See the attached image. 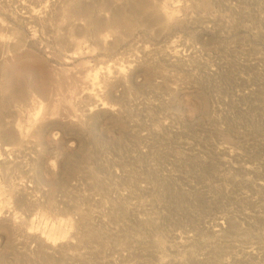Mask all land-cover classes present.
I'll return each mask as SVG.
<instances>
[{"label":"rangeland","instance_id":"1","mask_svg":"<svg viewBox=\"0 0 264 264\" xmlns=\"http://www.w3.org/2000/svg\"><path fill=\"white\" fill-rule=\"evenodd\" d=\"M1 1L17 28L18 8ZM151 3L167 16L151 21ZM95 6L123 22L110 50L75 34L68 63V42L47 48L28 31L42 66L25 46L0 63V264H264V0ZM104 60L131 67L123 87L97 91L113 108L97 122L80 75ZM7 121L31 134L12 165ZM39 123L55 126L40 137ZM57 219L68 233L53 247L39 233Z\"/></svg>","mask_w":264,"mask_h":264},{"label":"bare ground","instance_id":"2","mask_svg":"<svg viewBox=\"0 0 264 264\" xmlns=\"http://www.w3.org/2000/svg\"><path fill=\"white\" fill-rule=\"evenodd\" d=\"M97 1L98 0H13V3L15 4V7L18 8V10H16L17 12H14V14L12 12L11 13L12 18L18 24V27H12L8 24L5 18H0V63L5 54L19 53L25 46L26 52L23 53V56L33 60L37 65L42 66L48 56L38 55L37 51L33 49L32 46L28 49L27 45L22 43L23 35L28 31L34 38L40 37L38 38L40 44L47 48H50L52 46H59L64 40L68 42L67 44L69 46L66 47L67 49H63H66V52L64 51L65 55L63 56V61L68 63L71 62L73 58L81 55L80 47L82 41L77 40L78 38L74 37L75 34V36H81V38L79 37L80 40H82V37L84 39V37H87L89 35L95 42L93 45L98 43L99 47H101L100 49L97 45V49L101 51L104 50V52L105 50H110L111 46L110 43H108V35L115 33L118 23L122 20L119 21L117 18L106 17L105 11L102 9V7L95 6ZM166 1H168V3L170 4L174 3V0ZM0 5L3 6L1 0ZM141 7L145 8V4L143 2H141ZM6 9L7 7L5 8V10ZM147 10L148 18H150L151 21H158L160 17L167 16V11L163 10V7L158 9L157 5L153 3L148 6ZM90 42H92V40ZM68 47L73 48L72 51ZM68 49L70 52H67ZM136 56L137 55H135V57L133 56L131 60L127 61H131V63L134 62L137 59ZM119 59L117 58L116 60ZM112 62H97V65H95V67H86L80 75L84 84L85 93L88 95L89 102L91 101L90 104L93 105L92 107L88 108V111L92 112L94 110H97V113H95L94 115V119L97 122L109 119L113 114V108L110 105L108 106L98 98L97 91H101L100 89H106V91L111 94V91L113 89H117L118 87L122 86V84H124L123 81L126 80L124 79V77L126 76L124 66L127 63L125 64L123 61L125 65L123 64L117 66V64H119L120 62L117 64ZM130 64H127L126 66ZM129 67L131 66H128L126 68L128 69ZM8 74L9 71L0 68V79L4 78ZM20 85L21 87L23 86V84ZM1 93L2 91L0 88V102H2V104L7 103V99L5 100L4 96H2ZM28 120L34 121V118H28ZM6 123L7 127L4 131H2L1 138L3 144L6 145L3 148L4 154H7L8 156L6 163L12 165L15 163V161L14 158L11 157V155L14 156L15 153L19 151L20 146H25L29 135L31 134H27L26 131H23L18 123L14 126H10L11 123L8 121ZM9 123L10 125H8ZM54 126L55 125L50 123H39L31 133L41 137L48 128ZM63 128L69 134L78 135L77 129L74 128V126H72L71 124L66 125ZM71 156L76 157L77 154H72ZM29 157L30 162H35V171L38 179H40L41 172H44L45 170L44 158L41 155H37L35 158H32V156ZM20 164L21 163H19V165ZM22 166L24 165L22 164ZM17 187H20V185L18 186L17 184ZM7 221L10 222V220ZM66 226L64 220H58L52 223L48 229L46 228L47 226L44 227L46 228V230L42 228L39 235L42 238V236L45 234L47 240H45V244H49L54 247L55 244L64 242L66 240V234L68 233L66 230Z\"/></svg>","mask_w":264,"mask_h":264}]
</instances>
